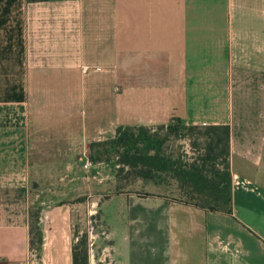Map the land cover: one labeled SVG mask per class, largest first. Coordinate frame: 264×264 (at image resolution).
<instances>
[{
    "label": "crops",
    "instance_id": "obj_1",
    "mask_svg": "<svg viewBox=\"0 0 264 264\" xmlns=\"http://www.w3.org/2000/svg\"><path fill=\"white\" fill-rule=\"evenodd\" d=\"M178 120L229 125L232 211L110 193L109 263L264 264V0H0V264H72L59 169Z\"/></svg>",
    "mask_w": 264,
    "mask_h": 264
},
{
    "label": "trees",
    "instance_id": "obj_2",
    "mask_svg": "<svg viewBox=\"0 0 264 264\" xmlns=\"http://www.w3.org/2000/svg\"><path fill=\"white\" fill-rule=\"evenodd\" d=\"M138 128V132H134L131 126L118 127L113 137L90 142L89 157L91 160L100 161L102 151L112 150L119 154L118 164L129 167L135 178L155 183L161 181V171L170 172L183 195L180 200L208 210L231 213L232 178L228 124L187 125L179 120L174 125L169 124L171 132L181 131L189 136V143L194 151L185 161L180 158L172 159L161 153L164 138L150 133L145 127ZM37 216L38 214L33 219V212L31 213L32 244L36 243L38 246L41 239L35 226ZM85 244L86 235L80 238L78 245L73 243L72 264H88Z\"/></svg>",
    "mask_w": 264,
    "mask_h": 264
},
{
    "label": "rangeland",
    "instance_id": "obj_3",
    "mask_svg": "<svg viewBox=\"0 0 264 264\" xmlns=\"http://www.w3.org/2000/svg\"><path fill=\"white\" fill-rule=\"evenodd\" d=\"M118 105L120 107V102ZM176 122L158 121L149 125H133L131 127L134 132H138L140 126L145 127L149 129L150 133L164 138L160 148L161 153L172 157V159L180 158L185 161L193 155L194 148L189 143L188 135L181 131L178 133L170 131L169 124L174 125ZM118 159L119 154L111 150L109 152L102 151V159L95 161L89 157L87 148L80 151L77 149V163L67 164L65 170L59 169L67 176L51 181L52 185H56L54 187L56 191H65L66 197L70 195L69 189L73 186L76 187L74 191L76 195L72 196L73 199H68L72 207L73 232L75 237L77 236L74 243L78 245L80 238L86 235L85 246L88 251V264H110V255L105 250L107 244L105 230H108L107 222L114 221L115 209L119 203L117 199L106 202L105 198L108 194L121 191L140 194L159 192L175 200L183 198L181 190L170 172L161 171L159 183L146 181L135 178L129 167L118 164ZM74 176L77 177L76 180L73 179ZM58 187L61 189L59 190ZM51 195L56 194L51 192ZM36 215V211H33V219ZM112 236H115V232L112 233Z\"/></svg>",
    "mask_w": 264,
    "mask_h": 264
}]
</instances>
